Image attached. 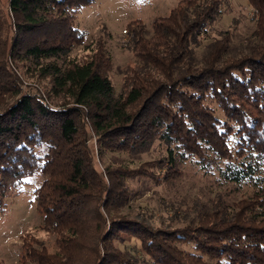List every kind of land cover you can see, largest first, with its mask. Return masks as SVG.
I'll use <instances>...</instances> for the list:
<instances>
[{"label":"trees","instance_id":"obj_1","mask_svg":"<svg viewBox=\"0 0 264 264\" xmlns=\"http://www.w3.org/2000/svg\"><path fill=\"white\" fill-rule=\"evenodd\" d=\"M95 1L9 0L8 18L0 12V213L7 198L40 173L34 200L44 228L56 234L55 250L23 234L22 262L264 264V0H249L255 26L248 36L235 42L228 29L200 53V36L225 0H180L151 28L141 18L129 21L136 61L123 71L118 95L113 58L101 39L83 61L68 56L85 41L78 12ZM13 60L35 64L38 77H50L51 89L23 90ZM53 95L64 100L55 105ZM88 128L101 158L103 151H145L156 140L167 152L137 167L107 163L100 169ZM188 159L251 191L238 199L219 192L196 200L176 227L124 211L128 177L172 182ZM123 234L139 239L147 257L122 249Z\"/></svg>","mask_w":264,"mask_h":264},{"label":"rangeland","instance_id":"obj_2","mask_svg":"<svg viewBox=\"0 0 264 264\" xmlns=\"http://www.w3.org/2000/svg\"><path fill=\"white\" fill-rule=\"evenodd\" d=\"M179 1L96 0L78 12L77 22L85 33V41L74 45L68 56L83 61L94 51L98 40L101 39L113 58L114 64L110 77L115 93L118 95L122 91L123 71L136 61V56L128 45L130 39L129 32L126 31L128 22L141 18L147 27L151 28L156 16L168 14ZM0 12L8 18L9 0H0ZM7 22L10 26V19ZM254 26L255 21L249 0H225L218 19L201 34L202 44L197 47V52L203 51L208 43L228 29L233 31L235 42H240L250 34ZM7 32L12 36L8 29ZM64 60V58L58 59L59 63H63ZM12 62L20 75L23 90L37 91L39 88L46 93L51 89L50 77H38L34 71L35 64L29 61L26 66L21 61L13 60ZM8 99L11 102L12 99ZM50 100L57 105L64 98L53 95ZM2 101L4 100L1 97L0 112L4 105ZM88 133V144L96 159V165L100 169H103L107 163L137 167L144 161L161 158L167 152L166 144L156 140L145 151H103L104 156L101 158L98 155L97 136L89 128ZM180 167L183 175L172 182L161 179L155 181L139 175L128 177L127 183L131 195L124 211L135 217L144 216L154 226L176 227L186 222V213L196 200L209 201L219 192L224 193L227 198L238 199L244 193L251 191V188L246 185L238 189L235 188V184L221 181L217 170H206L194 159H188L181 163ZM151 170L163 173V170L157 167H151ZM42 179L43 175L40 173L29 177L20 189L7 198V208L0 213V264H25L20 254L23 234L27 232L42 240L50 250L57 248L56 234L44 228L43 219L37 211L34 200L35 189ZM117 243L122 249L141 252V242L135 237L123 234ZM182 246L186 250L195 251L191 244L184 243ZM141 253L147 257L146 254Z\"/></svg>","mask_w":264,"mask_h":264}]
</instances>
